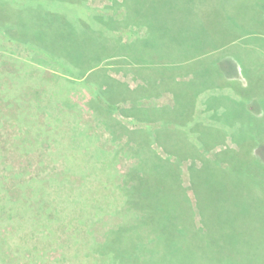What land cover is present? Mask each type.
<instances>
[{
    "label": "trees",
    "instance_id": "trees-1",
    "mask_svg": "<svg viewBox=\"0 0 264 264\" xmlns=\"http://www.w3.org/2000/svg\"><path fill=\"white\" fill-rule=\"evenodd\" d=\"M229 2L112 0L96 12L85 0H0V32L88 85V105L116 141L112 155L133 158L114 174L105 154L99 167L107 179L92 183L101 196H84L70 215L68 226L84 233L95 200L98 210L113 209L120 218L103 241L86 237L93 264H162L190 254L210 258L211 251L227 264L240 250L257 252L264 201L253 195L264 193V160L254 148L264 142V98L246 96L247 88L225 75L224 64H236L224 53L233 41L226 37L243 25L228 22ZM120 31L131 35L122 40ZM254 35L243 43L264 52ZM113 64L128 67L139 82L131 87L113 76ZM162 91L170 95L166 103H141ZM119 117L138 123L126 127ZM238 174L254 177L239 181ZM246 190L252 197L233 194ZM214 193L225 198L212 199ZM192 245L198 254L178 256Z\"/></svg>",
    "mask_w": 264,
    "mask_h": 264
},
{
    "label": "rangeland",
    "instance_id": "rangeland-1",
    "mask_svg": "<svg viewBox=\"0 0 264 264\" xmlns=\"http://www.w3.org/2000/svg\"><path fill=\"white\" fill-rule=\"evenodd\" d=\"M230 1L232 20L228 22L241 21L243 25L226 37L233 41L223 49L224 53L236 64H224L225 75L246 87V96L264 98V73H257L259 68L264 70V52L242 41L247 35L255 34L252 40L264 46V2ZM111 2L85 0L96 12ZM209 25L214 27L212 21ZM242 33L244 36L237 38ZM117 34L122 40L131 35L128 31ZM109 72L131 87L139 82L128 67L122 69L120 64H113ZM87 86L72 82L45 53L8 40L0 32V264H93V259L86 257V237L101 242L107 230L115 228L120 221L113 209L98 210L96 206L100 203L95 200V209L86 220L87 233L67 224L73 208L84 196H101L92 183L97 178L107 179L99 167L105 154L109 163L107 171L114 174L115 170L123 171L133 160L112 155L116 141L90 109ZM169 99V93L162 91L142 98L141 103L161 105ZM119 119L126 127L138 123L130 118ZM226 144H230L228 139ZM222 147L217 145L209 155ZM97 150L98 155L93 156ZM254 150L264 160V142ZM183 169L182 177L187 185L186 167ZM247 176L253 175L238 174L236 179L242 181ZM233 194L242 199L253 195L247 190ZM253 196L264 201L263 191ZM224 198V195H212V199ZM260 240L259 246H252H258L253 257L250 247L240 250L234 261L227 264H264V225ZM186 248L188 251L182 248L178 256L193 253V249L195 254L199 253L197 245ZM207 253L211 254L210 258L196 255L192 258L190 254L187 261L182 256L162 260V264H223L226 260L220 252Z\"/></svg>",
    "mask_w": 264,
    "mask_h": 264
},
{
    "label": "crops",
    "instance_id": "crops-1",
    "mask_svg": "<svg viewBox=\"0 0 264 264\" xmlns=\"http://www.w3.org/2000/svg\"><path fill=\"white\" fill-rule=\"evenodd\" d=\"M263 52V51H262Z\"/></svg>",
    "mask_w": 264,
    "mask_h": 264
}]
</instances>
